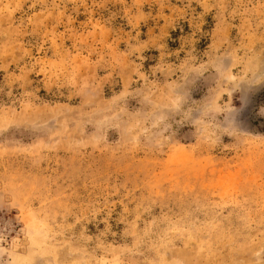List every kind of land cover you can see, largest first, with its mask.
<instances>
[{
  "label": "rangeland",
  "instance_id": "obj_1",
  "mask_svg": "<svg viewBox=\"0 0 264 264\" xmlns=\"http://www.w3.org/2000/svg\"><path fill=\"white\" fill-rule=\"evenodd\" d=\"M0 264H264V0H0Z\"/></svg>",
  "mask_w": 264,
  "mask_h": 264
}]
</instances>
